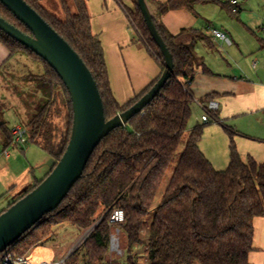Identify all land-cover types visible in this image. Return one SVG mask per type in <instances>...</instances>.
<instances>
[{
    "label": "trees",
    "instance_id": "obj_1",
    "mask_svg": "<svg viewBox=\"0 0 264 264\" xmlns=\"http://www.w3.org/2000/svg\"><path fill=\"white\" fill-rule=\"evenodd\" d=\"M23 1L82 59L99 90L106 121L133 106L154 86L164 71L163 57L150 37L135 0L133 10L125 9L126 16L150 53L160 62L161 74L141 94L124 105H119L111 94L102 45L91 30L87 0H72L76 10L74 14L66 1L60 0L64 20L47 11L41 0ZM145 2L172 56L173 76L142 112L101 141L81 178L59 207L0 254V262L7 253L26 254L60 226L68 225L85 232L97 223L92 233L63 264H139L138 245L143 234L147 236L146 264H250L248 257L253 250V223L256 218L264 217V161L257 163L251 158L246 163L241 161L234 143L237 132L232 127L219 122L230 141L229 162L223 171L215 170L200 151L199 143L206 123L191 129L161 200L154 207L192 114L194 99L190 84L197 66L194 51L170 35L159 19L167 12L180 9L194 13L196 5L213 4L217 0ZM229 13L232 16L239 14H232L230 7ZM0 18L30 35L1 4ZM197 37L208 40L202 34ZM0 43L7 48L10 58L17 50H22L44 64V74L27 77L39 84L45 100L39 99L35 109L28 114L25 143L35 144L58 162L66 150L72 127L69 94L55 72L30 50L1 31ZM201 67L204 74H212L203 64ZM55 89H60L65 98L67 115L63 132L53 123ZM209 115L218 122L215 112ZM0 131L6 149L13 144V135L4 122H0ZM50 172L41 180L34 179L29 190L12 201L7 209L35 189ZM115 209L124 213V222L118 226L123 255L111 260L109 237L113 228L108 220ZM150 213L153 214L148 221Z\"/></svg>",
    "mask_w": 264,
    "mask_h": 264
},
{
    "label": "crops",
    "instance_id": "obj_2",
    "mask_svg": "<svg viewBox=\"0 0 264 264\" xmlns=\"http://www.w3.org/2000/svg\"><path fill=\"white\" fill-rule=\"evenodd\" d=\"M123 1L125 6L122 0H87L91 16V30L101 42L110 91L119 105H124L141 94L161 74L158 59L150 53L139 33L129 26L125 9L133 10V1ZM154 1L164 3L167 0ZM228 1L217 0L213 4L196 5L194 13L185 9L170 11L161 16L159 21L170 35L176 37L178 42L193 48L197 66L196 74L190 84V92L193 98L195 94L199 98L197 103L203 101V105H205L202 107L206 108L208 102H216L215 115L223 123L227 119L246 116L252 117L256 122L264 125L263 67H257L251 74L247 75L241 68V76L232 78L231 81L233 80V82L231 83H219L216 78L206 76L208 74L202 72V64L207 69L208 67L200 52H205V50L216 51L215 44L220 42V40L207 36L204 32L205 27L213 26L215 29L224 32L231 45L234 44L233 39L235 42H239L230 28L231 22L221 16L223 9L229 13ZM253 2L264 4V0H242L239 13L245 8L251 9ZM205 17H209L208 20ZM200 19L205 22L202 29H199ZM211 19L217 20L220 25L216 27L211 23ZM259 24L261 31L264 32L262 21ZM198 34L206 36L208 40L204 41L198 38ZM258 40L259 43L251 44L254 48L256 47L252 56L261 61L263 59L264 39ZM258 48L260 51L257 50ZM11 58L7 48L0 43V71ZM42 74H44V70ZM212 75L215 74L212 73L210 76ZM27 77L24 76L26 81L31 82ZM208 96L211 97L207 99ZM205 123L207 124L209 121ZM235 131L237 135L234 137V143L241 161L246 163L251 158L257 163H262L264 161V135L256 131H244L238 127ZM211 133L216 135V142L212 146L206 145L203 142V137H205L203 131L199 148L215 170L223 171L229 162V137L226 132L225 135L222 134L218 128H211ZM34 179L39 180L34 176L32 177L33 182ZM253 225V250L249 254V262L250 264H264V217L256 218Z\"/></svg>",
    "mask_w": 264,
    "mask_h": 264
},
{
    "label": "rangeland",
    "instance_id": "obj_3",
    "mask_svg": "<svg viewBox=\"0 0 264 264\" xmlns=\"http://www.w3.org/2000/svg\"><path fill=\"white\" fill-rule=\"evenodd\" d=\"M65 1L68 4L70 12L74 14L76 10L72 0ZM122 2L125 6L123 0ZM41 5L56 18L60 20L65 19L60 0H41ZM221 16H224L226 20L231 22L230 28L239 42H235L233 38V45L220 41L218 44H215L217 52L214 50H205V52H200V54L202 53L201 55L204 57L208 69L215 74L206 76L216 78L219 83H231L233 82V80L231 81L232 78L241 76V68L244 69L243 71L246 75L251 74L257 67L261 66L264 68V51L262 50L263 59L258 61L252 56L256 47L251 46V44L259 43L258 39H264V32L261 31L259 24L262 21L264 25V4L253 2L251 9L245 8L237 16H232L223 9ZM208 18L205 17L207 20ZM210 21L216 27L220 25L217 20L211 19ZM203 23H205L204 20L200 19L199 29H202L204 26ZM129 26L133 30L130 22ZM257 28L259 29L258 31ZM205 31L206 27L204 29ZM257 50L260 51L259 48ZM43 70L44 64L42 61L29 56L22 50H17V53L0 71V122L6 123V127L10 131L19 124L21 127H25L28 114L35 109L39 99L45 100V96H41L44 92L39 84L27 82L24 78V76L31 75L40 76ZM54 95L55 100L52 107L54 114L53 123L60 132H63L65 128V117L67 115V109L64 106L65 98L60 89H55ZM196 96L195 94L193 98L192 114L183 134L181 144L154 201V207L161 200L170 174L177 164L191 129L197 124H203L201 117L206 115L209 119V123L206 124L207 126L204 129L205 137H203V142L206 145L212 146L217 139L216 135L211 133V128H218L225 135V131L219 125L221 121L218 120L217 122L209 115L210 113L207 114L203 109L204 107H202L205 105H203L204 102L200 101V103H197L199 98ZM224 123L227 127L234 128V130H237L238 127L244 131H256L264 135V125L256 122L252 117L244 116L227 119ZM3 144L4 138L0 131V212L7 210L8 205L12 201L29 190L33 183L32 177L35 176L41 180L50 170L45 166L49 158L47 159V155L35 144L31 142L23 144L13 143L6 149H4ZM4 152L9 154L8 158L5 157ZM45 158L46 160H44ZM152 214L150 213L148 221L151 220ZM83 233L68 225L60 226L53 231L51 236L40 244H37V246L52 249L55 260L59 261L65 258L67 253L82 237ZM146 243L147 236L143 234L138 245L139 264H146ZM109 259L115 260V257L110 252Z\"/></svg>",
    "mask_w": 264,
    "mask_h": 264
},
{
    "label": "water",
    "instance_id": "obj_4",
    "mask_svg": "<svg viewBox=\"0 0 264 264\" xmlns=\"http://www.w3.org/2000/svg\"><path fill=\"white\" fill-rule=\"evenodd\" d=\"M147 30L160 50L164 71L154 86L133 106L106 121L97 85L78 54L23 0H0L30 33H23L0 18V31L43 60L67 90L72 110L68 145L58 162L49 158L51 172L23 198L0 214V254L23 237L44 216L54 212L81 178L94 150L113 130L124 127L143 111L173 76V59L160 37L145 0H135ZM81 237L67 253L63 263L77 250ZM46 249V248H45Z\"/></svg>",
    "mask_w": 264,
    "mask_h": 264
},
{
    "label": "built area",
    "instance_id": "obj_5",
    "mask_svg": "<svg viewBox=\"0 0 264 264\" xmlns=\"http://www.w3.org/2000/svg\"><path fill=\"white\" fill-rule=\"evenodd\" d=\"M242 0H229L228 5L232 14H237L240 10V4ZM206 35L215 40H220L230 44L229 39L226 34L220 30L215 29L213 26H208L205 31ZM204 111L209 114L216 112L217 103L208 102L207 107L203 108ZM202 122H208L209 119L206 115L201 117ZM13 135L14 144H23L26 139V129L21 126H16L11 130ZM5 153V157L8 158L9 154ZM124 222V213L120 209L113 210L109 215L108 223L113 228L109 237V252L115 258H120L123 255V252L119 246V229L118 226ZM97 223L86 230L82 237L85 238L82 240V243L87 239V237L92 233ZM81 243V244H82ZM80 244V245H81ZM64 259V258H63ZM63 259L55 260V255L52 250L45 249L43 246H34L31 251H28L26 254L18 256L13 253L5 254L4 258L0 264H63Z\"/></svg>",
    "mask_w": 264,
    "mask_h": 264
}]
</instances>
